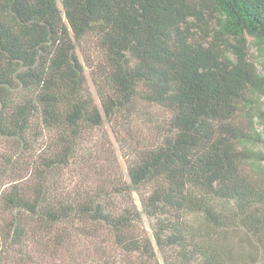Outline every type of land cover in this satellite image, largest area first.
Instances as JSON below:
<instances>
[{"label":"trees","instance_id":"1","mask_svg":"<svg viewBox=\"0 0 264 264\" xmlns=\"http://www.w3.org/2000/svg\"><path fill=\"white\" fill-rule=\"evenodd\" d=\"M90 33L106 51L101 106L76 52ZM251 47L264 55V0H0V264H264ZM146 104L168 129L136 152L129 183L66 190L60 169L86 162L90 133ZM147 186L142 209L114 204ZM242 231L253 250L240 255L226 238ZM155 243L176 257L160 263Z\"/></svg>","mask_w":264,"mask_h":264},{"label":"rangeland","instance_id":"2","mask_svg":"<svg viewBox=\"0 0 264 264\" xmlns=\"http://www.w3.org/2000/svg\"><path fill=\"white\" fill-rule=\"evenodd\" d=\"M58 4L61 7V0H58ZM76 43V52L84 65L88 87L96 102L101 106L97 89L102 88V85H99L96 81L101 83L105 81L104 75L107 71L105 68L107 63L106 51L101 47L99 39L94 33H90ZM250 53L253 54L252 59L257 63L258 70L264 74V55L259 56L254 47H251ZM260 105L264 108V98L261 99ZM134 112L133 115L124 112L123 115H116L113 119L106 117L104 124L90 133V138L84 140L86 144L80 145L82 148L87 149L84 155L86 158L89 157L88 161H76V164L60 169L63 174L59 178V182L66 187V190L72 193H75L76 190L87 191L98 184V188H103L114 196L115 188L129 183L128 167L136 157V152L159 141V138H162L163 131L168 129L169 121L168 111L161 106L140 105ZM147 112H150L151 119L146 116ZM239 120H242V124L246 123L245 117L243 119L239 117ZM258 127L262 128L263 125H258ZM45 134H50V132L45 130ZM5 147V143H0V150H4ZM24 159L27 161L28 157L26 156ZM88 168L93 170H88ZM93 174L96 176L94 177ZM148 188L150 187H144L139 193L134 192L131 196L125 193L119 194L114 198V204L122 206L125 201L134 198L140 209H142L141 192L145 194ZM143 223L146 231L152 236L153 219L144 214ZM235 234L226 238L228 247L236 253H240V255L252 252L253 247L248 236L243 231ZM155 246L160 263H163L164 255L169 259L176 257L171 249L168 254L165 250V254H162L156 243ZM188 264H206V262L203 257L196 255Z\"/></svg>","mask_w":264,"mask_h":264}]
</instances>
